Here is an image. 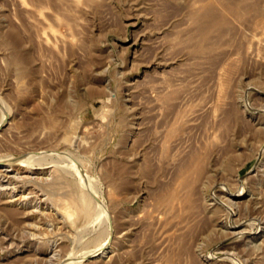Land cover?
<instances>
[{"label": "rangeland", "instance_id": "374dc122", "mask_svg": "<svg viewBox=\"0 0 264 264\" xmlns=\"http://www.w3.org/2000/svg\"><path fill=\"white\" fill-rule=\"evenodd\" d=\"M0 122V264H264V0H0Z\"/></svg>", "mask_w": 264, "mask_h": 264}, {"label": "bare ground", "instance_id": "6f19581e", "mask_svg": "<svg viewBox=\"0 0 264 264\" xmlns=\"http://www.w3.org/2000/svg\"><path fill=\"white\" fill-rule=\"evenodd\" d=\"M38 9H36V11H37ZM197 20H200V19H203V17L204 18H207V17H210V13H209V11L208 12H205V13H203V14H199V13H197ZM0 128H1V122H0ZM14 160H11V159H9V158H5V157H0V183L2 184L3 182H5V183H7V184H13V183H16V182H18V180H21V179H23L24 177H29V178H32L31 176H28V175H21V174H19V173H22L24 170L22 169V167L21 168H18V169H16V168H12V169H10V168H4V166H7L6 164L7 163H14L13 162ZM14 165H17L16 163H14ZM10 166V165H9ZM22 166V165H21ZM23 166H25V165H23ZM50 165H46V164H43V165H41V166H32V167H28V168H25V171H30V172H33V171H40V173H43L44 172V170L46 169V168H48ZM16 170V174L17 175H13V171H15ZM47 172V171H46ZM8 186V185H7ZM3 187H4V185H3ZM13 188V192H16V190H17V192L18 193H21V194H24L25 193V191L27 190L26 189V185H17V184H14V186L12 185V187H11V189ZM36 192V191H35ZM242 192V191H241ZM17 193V194H18ZM30 194L31 193H34V190L32 191H30L29 192ZM12 194V193H11ZM16 193H13V195H12V197H15L16 195H17ZM36 194V193H35ZM22 196V195H21ZM238 196H241V194L240 195H238ZM22 198L23 197H19V198H17V200H21L22 201ZM24 198H26V196H24ZM69 214V213H68ZM59 222V221H58ZM258 223V222H257ZM234 224V223H233ZM253 224V223H252ZM236 225V224H235ZM237 226V225H236ZM256 227V226H255ZM254 229V225H252L251 226V230H253ZM246 233V231H244L243 233H241V234H245ZM250 234V233H249ZM252 234V233H251ZM253 234H255V233H253ZM257 236V235H256ZM103 245V244H102ZM100 246V247H98L97 249H95V250H93V252L91 253L92 255H95L96 254V252H98L99 250H101L104 246Z\"/></svg>", "mask_w": 264, "mask_h": 264}]
</instances>
